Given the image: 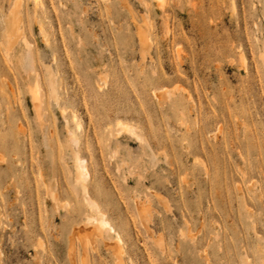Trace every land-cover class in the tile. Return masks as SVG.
I'll list each match as a JSON object with an SVG mask.
<instances>
[{"label": "rangeland", "instance_id": "rangeland-1", "mask_svg": "<svg viewBox=\"0 0 264 264\" xmlns=\"http://www.w3.org/2000/svg\"><path fill=\"white\" fill-rule=\"evenodd\" d=\"M263 49L264 0H0V264H264Z\"/></svg>", "mask_w": 264, "mask_h": 264}, {"label": "bare ground", "instance_id": "bare-ground-1", "mask_svg": "<svg viewBox=\"0 0 264 264\" xmlns=\"http://www.w3.org/2000/svg\"><path fill=\"white\" fill-rule=\"evenodd\" d=\"M16 8H18V7L16 6ZM16 13H17V11H16ZM16 13L12 12V13H9V15L7 14L8 16L2 20L4 32L6 33V38L9 41V44H8L9 49L14 44L13 42L20 36V31H21V30H19L20 27L18 28L19 20L17 18ZM20 24H21V22H20ZM137 28L135 26V29H137ZM138 29L135 32H138L139 37H140L139 43H142L143 38L139 33L141 28H140V30H138ZM143 45L145 46V44H143ZM22 46L25 49V53L23 56L19 57L18 65L22 66V68H32V59H31L30 53H29L30 46L25 41L22 42ZM143 49H144V47H143ZM141 56H142V54H141ZM263 56H264V49H263ZM50 84L52 85L51 80H50ZM32 102H33V107L36 111V114L39 115L40 91L38 90V88L32 93ZM116 124H117L116 127H117L119 132L126 133L127 135L129 134L130 136L134 137L135 139H137L139 141L142 140L141 136L138 134V132L136 130L137 128H135L134 126L128 125L127 123L125 124L123 122H118ZM77 128L78 129L80 128L79 123H77ZM66 134L68 137V141L71 144H73L74 146H77L78 140L75 137L74 132L66 129ZM69 146H70V144H69ZM70 151H71V155L73 158V172L69 173L70 184H71L73 191L82 198V200L84 201V203L86 204V206L90 212V214L86 216L85 224L81 228L74 231L75 237L78 239L80 244L84 247L89 242H91L95 236L100 235V232L102 231V229H104L105 227L108 228L109 225H108V222H106L102 218V215L100 216L98 205L95 204V201L92 200V198H91V192H90V188L88 186V181H87L89 178V173H88L86 161L81 158L78 151H75L72 148H70ZM138 213L142 219L145 218V215H146L145 209L140 207V210H138ZM109 228L111 229L112 227H109ZM116 238H117V236H116ZM120 241H121V239H120ZM85 252H86V250H85ZM85 252H83L82 260H81L83 262V264H87V256H86L87 253H85ZM70 254H74L73 249H70ZM72 260H75V259H72Z\"/></svg>", "mask_w": 264, "mask_h": 264}]
</instances>
